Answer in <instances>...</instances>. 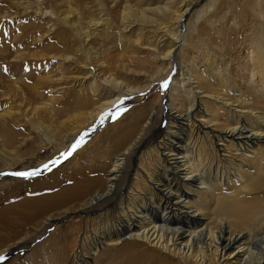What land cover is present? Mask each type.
<instances>
[{"label":"bare ground","instance_id":"obj_1","mask_svg":"<svg viewBox=\"0 0 264 264\" xmlns=\"http://www.w3.org/2000/svg\"><path fill=\"white\" fill-rule=\"evenodd\" d=\"M129 1L0 0V30L8 18L11 24L0 32V71L9 65L19 70L8 81L7 107L0 113V179L13 169L38 170L88 126L95 123V129L120 100L155 85V73L136 86L116 74L131 70L145 29L156 28L146 45L151 52H145L156 75L164 78L172 63L178 66L158 110L136 109L109 124L106 131L125 126L110 133L120 145L115 152L87 149L91 165L75 162L71 185L2 207L0 226L53 213L39 224L42 234L73 214L83 217L68 225L71 243L55 264H264V26L252 32L247 67L237 69L240 86L249 89L243 93L230 87L228 58L212 57V49L223 46L191 44L201 19L211 27L221 0H179L174 11L175 0L148 11ZM127 34L133 43L121 47L120 68L106 65L102 54L113 42L122 45ZM192 48L199 51L195 64L183 59ZM29 60L54 69L36 73L28 84L23 74ZM41 82L48 88H39ZM17 99L22 108L12 105ZM56 116L69 132H60V139ZM106 143V135L95 141L97 148ZM49 176L53 184L57 175ZM35 237L2 241L0 258L27 248Z\"/></svg>","mask_w":264,"mask_h":264},{"label":"rangeland","instance_id":"obj_2","mask_svg":"<svg viewBox=\"0 0 264 264\" xmlns=\"http://www.w3.org/2000/svg\"><path fill=\"white\" fill-rule=\"evenodd\" d=\"M172 1L173 0H130L129 3L138 9L148 11L149 9H152L153 7L163 6L167 2L170 3ZM186 1L190 2L192 0H186ZM178 2L179 0H175L173 2V5H170V7L172 6L170 11L175 10ZM116 10H119V8ZM148 16H151V15H148ZM16 18L18 17H14V18L12 17L11 20H15ZM8 19L7 21L10 22V18ZM27 20L29 19H26V21ZM7 21H4V23L1 24L2 25V28L0 30L1 33L4 30L9 31V26L11 24ZM211 21H212L211 27L208 26V24H210L209 22L208 24L204 23L205 22L204 19H201L198 22V32L200 33V35L199 34L197 36L191 35L192 36L191 44L194 45L196 43H201L204 41L207 47L208 46L211 47V45H213L212 44L213 42L218 47L223 46L222 51H219L217 49H212L213 51L212 57L214 58L216 57V59L219 61H226V59L228 58L230 69H231L230 70L231 71V77H230L231 81H229L230 87L231 86L236 87V88L240 87L243 93H245L246 91L249 92V89L247 88V86H244V85H243L244 87L240 86V82L238 79L240 78L241 72H239L237 69L240 67L241 68L244 67L243 65L247 67L246 65L248 62L247 55L249 53V50L252 49L251 45H249L250 44L249 42L251 41V38H253V34H254L252 32L256 31V29L260 30V28L264 26V0H221L217 4V12H213V14L211 15ZM232 22H234V24ZM218 24L220 25L218 26ZM154 29L156 28L151 27V28L145 29L146 33H144L142 36L141 47L138 49V51L135 52L136 53L134 55L135 59H133V61L132 60L129 61L130 63L128 65L131 70L126 71V73L121 72L123 75L121 73H116V74L117 75L120 74V76L118 75V77H120L123 80L128 81L127 83H129L130 85L136 86L138 85L139 82H141L139 84L142 85V82L144 80L143 77H145V75L148 76L149 74L155 73V78H157V80L155 81L156 82L155 85L141 96H137L134 98H127L126 100L125 99L120 100L119 103L115 106L114 110L107 111L108 113H110L109 117L101 120V122L96 125L97 127H95V129H94V126H95V123H94V125L88 126L86 130L82 129L83 130L81 132L82 137L79 138V140L76 141V138H73L75 140L73 141L71 145L77 144L78 141L80 143H79V146L75 150H73L72 146L69 149H67L65 153H70V155L65 157L63 154H61L59 156L51 157L52 160H50L46 164L39 165L41 167H39L38 170L33 171V172H37L38 173L37 175L32 176L30 178H24L22 176L14 175V173L32 172V171H28L30 170L29 168L26 171L24 170L25 172L20 169L19 170L13 169V170H10V172L8 173L3 174L4 175L3 179H0V209L7 205L15 204L19 200L21 201L24 198L42 197V196L57 192L59 189L64 188L67 185L68 186L71 185L72 184L71 181H69V179L67 178L69 177V175L75 172V169L72 168V165H74L75 162H78L80 165L82 163L91 165L89 157L86 155L87 151L92 150L93 152L95 151L115 152L116 151L115 149H117L120 146L117 142H114L111 140L110 133L111 135L114 133L116 134L117 131L124 130L125 126L116 125V127L113 126L111 128V131H106L108 130L107 128L109 124H112L113 122L119 123L120 120L122 121L121 117L124 114L127 115L129 112H132L133 110L140 109L142 112H145L148 107H154V109L158 110L161 107V105L166 103L165 100L169 95V86H170L169 79L171 76L172 78L174 77L178 66L177 64L175 65L172 63L171 72H168V74H166L164 78H159V76H161L163 72L157 73L156 75L157 65L152 62L151 57H148V55L145 54L146 51L151 52L150 51L151 49H147L146 45L152 44L153 40L149 37L150 36L149 33H151L152 32L151 30H154ZM221 37H222V40H220ZM132 39H133L132 36H130V34H127L124 36L122 45L117 42H113L112 45L110 46L109 51H105L104 54H102V56L104 55L103 61L106 63V65H109L112 68L117 67L118 69V67L121 65L119 61L123 59L122 56H124L121 53V50H122L121 47L124 45L127 47L126 44L133 43ZM261 39L264 40V37L260 36V41H262ZM189 49L190 47L187 46L185 47L184 50H189ZM129 51L130 50L128 49L127 52L129 53ZM198 54H199V51L196 48H192V51L190 53L192 57L190 56V58L188 59L187 57L183 59L187 60L189 63L195 64L198 62L196 60H199ZM210 55L211 54H207V56H210ZM141 60H146L145 62L146 64L144 63V65H142L140 63ZM26 63H27L28 73L26 75L23 74V76H25L23 77V80L27 81L28 84H32L34 82V78H35L34 76L36 73H40L44 69L45 70L54 69L53 67L51 68V66L49 67L48 65L37 64L38 65L37 66L33 64L31 60L26 61ZM119 63L120 65H118ZM9 66L10 67H8L7 69H3L0 71L2 74L6 73V75H9L8 78L6 77L0 78V111H1L0 113L4 112V110L7 107L6 100L4 99H6L5 95L7 94V92L5 90L8 89L7 88L8 81L12 79L13 76H17L19 73L18 68L12 65H9ZM130 73L131 74L133 73L132 76L128 75ZM124 74H127V76ZM1 76L2 75H0V77ZM166 77L168 79V82L165 79ZM21 83H22V79H21ZM41 83L42 84L39 85L40 86L39 88L42 87L41 88L42 90L48 88V83L46 82L44 83L41 82ZM69 91H72V93L77 92L76 90L74 91L73 89H70ZM25 92H26L25 93L26 96H28L26 90ZM15 100H13L12 105H14V107L16 108H20L21 106L19 104L20 102L18 101V99L17 101ZM106 114L107 113H105L102 116L105 117ZM61 115L63 116V114ZM57 117L58 116L55 117L54 122H56V126L58 127V128H55L58 130V133H55V135H56V139H60L61 138L60 132L62 133H69V132L59 126V124L57 123ZM103 135L104 136L106 135V141L108 142L105 144V146L107 147L106 149L102 147L97 148V146L95 145L96 139L100 138ZM79 136L80 134L77 135V138ZM111 141H112V144H111ZM54 161L56 163H53ZM45 165H48V167L45 168L44 167ZM1 166L3 165L1 164ZM51 173H53L54 175H57L56 181H53L54 185L48 183L49 181L50 183H52L51 182L52 175L49 176ZM60 179H63V180H60ZM42 181H44L45 185L37 187L38 184L42 183ZM47 215H53V213L51 214L48 213V214L39 216L38 218H36L35 216H27V218L16 220V221L10 219L11 225H9V227L5 225L0 226V243L3 241L2 242L3 245H5L8 242H11L12 240L22 241L25 237H26L25 239H27L29 237L31 238V237L36 236L33 244H31L27 248L25 247L20 248L19 250H17V252L12 253L11 256H9L8 258L6 257L5 259H2L0 261V264H13L14 262H16V264L18 263L19 264H55L57 263L56 260H58V257L61 256L66 251H68V245H70L71 243V237L67 234L68 233L67 230L69 227L68 225L69 224H71L72 226L77 225L83 217L81 218L80 215L73 214L69 218L64 220L63 222L54 223L50 228H47L46 233L41 234L39 231L40 228L38 229V227L41 221L45 217H47ZM20 222L22 223V225H20L21 224ZM30 254H32L31 258H30ZM101 264H114V259H111L110 261H103Z\"/></svg>","mask_w":264,"mask_h":264},{"label":"snow or ice","instance_id":"obj_3","mask_svg":"<svg viewBox=\"0 0 264 264\" xmlns=\"http://www.w3.org/2000/svg\"><path fill=\"white\" fill-rule=\"evenodd\" d=\"M166 86V85H165ZM79 141L77 142V144H74L72 147H73V150H75L78 146H79ZM65 157H67L68 155H70V153H64L63 154ZM53 163H56L55 161ZM45 168L48 167V165H45L44 166ZM38 173L37 172H28V173H14V175H17V176H22L24 178H30L32 176H35L37 175ZM2 259V258H0Z\"/></svg>","mask_w":264,"mask_h":264}]
</instances>
